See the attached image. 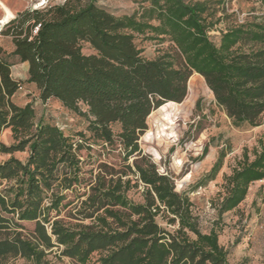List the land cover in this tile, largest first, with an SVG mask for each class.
I'll return each instance as SVG.
<instances>
[{
  "label": "trees",
  "instance_id": "16d2710c",
  "mask_svg": "<svg viewBox=\"0 0 264 264\" xmlns=\"http://www.w3.org/2000/svg\"><path fill=\"white\" fill-rule=\"evenodd\" d=\"M232 1L138 0L132 13L117 15L95 0H65L27 7L4 24L1 33L14 48L0 45V134L10 128L15 141L0 140V153L10 154L0 161V177L9 182L6 209L35 224L22 230L0 222V264L19 257L53 264L52 252L76 264H232L219 239L222 227L203 230L189 192L178 191L174 176L161 172L139 143L155 109L186 96L181 105L192 101L188 82L195 74L235 126L262 123L264 0L262 13L252 7L243 20L229 12ZM137 35L169 44L149 58ZM11 54L29 63L27 81L42 100L55 98L88 119L89 135L79 131L76 138L55 123L36 122L33 105L15 101L22 81L13 76ZM83 141L120 144L122 161L81 158ZM16 151H27L26 159ZM224 157L200 185L216 178ZM66 161L63 186L74 198L63 190L49 197L42 184ZM87 164L95 167L84 178ZM263 179L264 144L245 148L213 200L218 217Z\"/></svg>",
  "mask_w": 264,
  "mask_h": 264
},
{
  "label": "rangeland",
  "instance_id": "374dc122",
  "mask_svg": "<svg viewBox=\"0 0 264 264\" xmlns=\"http://www.w3.org/2000/svg\"><path fill=\"white\" fill-rule=\"evenodd\" d=\"M0 1L10 6L9 13H0V45L7 52H11L14 48L11 36L1 33L6 22L27 7L43 8L63 3L65 0ZM87 1L90 0H81L82 3ZM95 1L117 15L130 14L139 6L138 0ZM252 7L259 9L258 13L263 12L260 10L261 0H233L229 12H234L236 18L243 20ZM220 26L224 27L225 24ZM214 38L218 39L216 36ZM136 42L143 48L144 55L149 58L161 54L163 48L169 44L168 41L159 43L156 40L145 39L143 35H137ZM84 51L91 52V49L85 45ZM9 58L15 63L13 76L22 81V86L16 92L14 99L21 105L26 103L33 105L36 122L55 123L66 135L76 138L79 137L77 135L79 131H85L89 135L86 130L88 119L85 116L67 109L55 98L42 100L36 85L27 81V62H21L12 54ZM189 93L192 95V101L188 105H181L186 96L179 103L167 102L151 113L148 117V129L139 140L140 147L144 153L151 155L161 172L174 176L178 191L189 192L204 231L209 230L213 224L222 227L219 239L228 249V258L232 264H264V179L253 182L245 200L222 217H218L213 205V200L222 189L224 175L232 172V168L242 158L245 148L252 151L254 147L264 144V118L258 126H235L226 112L216 104L214 94L204 78L198 74L191 77L188 82L187 95ZM113 128L115 131L119 130L118 125H114ZM0 140L6 144L15 141L10 128L1 132ZM82 144L79 153L81 158H86L88 161L98 159L117 164L122 161V152L118 143L105 147L99 144L90 146L84 141ZM222 152L225 153V157L220 172L215 179L200 185L201 178L212 168ZM27 154V151L14 153L22 160L26 159ZM9 156L10 154L0 153V161ZM94 167L93 164H87L84 167L83 177L88 178L89 170ZM67 171L69 172V165L66 161L56 171L54 178L42 184L49 197L63 190L68 192L69 198H74L75 192L64 189L63 186L62 178ZM8 184L7 180L0 177V222L10 228L22 230L34 227V221L20 220L16 214L6 209L8 197L5 188ZM80 188L83 186L80 185ZM132 195L136 199L140 198L138 192L133 191ZM160 221L162 222L161 219ZM49 258L53 264H76L71 258L55 255V252H52ZM7 264L29 263L19 257L10 260Z\"/></svg>",
  "mask_w": 264,
  "mask_h": 264
},
{
  "label": "bare ground",
  "instance_id": "6f19581e",
  "mask_svg": "<svg viewBox=\"0 0 264 264\" xmlns=\"http://www.w3.org/2000/svg\"><path fill=\"white\" fill-rule=\"evenodd\" d=\"M4 12V13H9L10 12V6L8 3H4L2 1H0V13Z\"/></svg>",
  "mask_w": 264,
  "mask_h": 264
},
{
  "label": "crops",
  "instance_id": "0c3cea01",
  "mask_svg": "<svg viewBox=\"0 0 264 264\" xmlns=\"http://www.w3.org/2000/svg\"><path fill=\"white\" fill-rule=\"evenodd\" d=\"M26 62V61H25ZM27 64H28V68H29V63L27 62ZM14 66V65H13ZM12 72H13V67H12ZM14 78H16V77H14ZM16 79H18V78H16ZM19 80V79H18Z\"/></svg>",
  "mask_w": 264,
  "mask_h": 264
},
{
  "label": "built area",
  "instance_id": "2783aa9c",
  "mask_svg": "<svg viewBox=\"0 0 264 264\" xmlns=\"http://www.w3.org/2000/svg\"><path fill=\"white\" fill-rule=\"evenodd\" d=\"M37 29V28H36ZM36 29H35V31H36ZM21 87V86H20Z\"/></svg>",
  "mask_w": 264,
  "mask_h": 264
}]
</instances>
